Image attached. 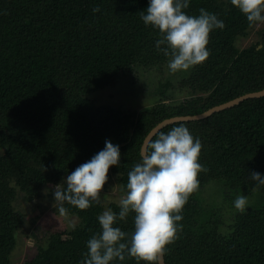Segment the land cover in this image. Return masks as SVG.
Masks as SVG:
<instances>
[{"label":"trees","instance_id":"16d2710c","mask_svg":"<svg viewBox=\"0 0 264 264\" xmlns=\"http://www.w3.org/2000/svg\"><path fill=\"white\" fill-rule=\"evenodd\" d=\"M227 3L190 0L186 14L196 16L204 8L224 28L210 32V55L182 80L189 91L183 102L168 104L162 90L154 106L137 111L98 103L92 94L114 86L136 66L151 68L170 59L155 48L158 31L140 19L148 0H0V264H14L17 232L25 224L18 199L30 203L52 194L50 186L102 150L106 139L120 146V166H111L108 175H116L124 193L143 140L159 122L264 88V23L259 39L240 48L238 39L256 24L250 27ZM95 7L100 11L94 13ZM180 124L200 139L198 162L206 171L198 173V188L183 206L177 222L182 227L166 246V264H264V184L254 191L249 180L252 171L264 172V96L159 132ZM212 180L250 196L226 234L215 224L207 229L197 223L200 191ZM63 207L77 222L48 232L42 243L34 234L36 251L24 264H79L87 240L100 231L97 216L104 206ZM109 207L119 212L118 202ZM133 216L115 226L131 233ZM112 264L137 261L126 257Z\"/></svg>","mask_w":264,"mask_h":264},{"label":"clouds","instance_id":"9594fccd","mask_svg":"<svg viewBox=\"0 0 264 264\" xmlns=\"http://www.w3.org/2000/svg\"><path fill=\"white\" fill-rule=\"evenodd\" d=\"M229 2L245 16L250 27L264 23V0ZM189 4L190 0H148L140 13L144 25L158 31L155 48L170 57L167 67L172 73L204 62L210 55L206 47L210 32L224 28L223 20L204 8L199 9V15L186 14ZM92 11L99 12L100 8ZM201 148L200 139L194 138L183 124L149 139L140 149L139 162L128 171L124 194L118 200L119 212L105 207L97 216L100 231L87 240V251L82 253L79 264H112L126 257L135 258L137 264H159L166 246L182 227L177 222L183 219L181 213L189 195L198 188V173L206 171L198 162ZM120 157V146L106 139L102 150L54 185V205L62 212L64 204L84 210L94 202L101 203L100 193L109 168L119 167ZM249 180L255 191L264 184V172L252 171ZM247 204L246 195L233 201L240 212L246 210ZM130 212L134 213L131 233L115 226Z\"/></svg>","mask_w":264,"mask_h":264},{"label":"rangeland","instance_id":"374dc122","mask_svg":"<svg viewBox=\"0 0 264 264\" xmlns=\"http://www.w3.org/2000/svg\"><path fill=\"white\" fill-rule=\"evenodd\" d=\"M221 1L229 5L227 3L229 0ZM262 26L263 23L256 24L248 37L239 38L240 48L257 41ZM167 61L151 68L136 66L132 73L121 74L114 86L93 92L92 97L98 103L110 104L126 110L142 111L154 106L160 100V91L164 90L167 103L177 105L189 96V91L181 84L182 80L193 72L194 67L187 71L172 73L168 70ZM50 189L53 192L54 186H50ZM105 194L107 196L103 197ZM123 194L116 175L109 174L100 193L104 208L109 207L112 202H118ZM239 195H243L240 190L230 187L223 181L208 182L199 194L201 205L197 222L199 228H202L201 224H204L208 227L207 229H210L215 224L220 234L228 233L235 215L239 212L233 205V201ZM247 198L249 202L250 196ZM16 203V207L25 214V224L17 232L18 242L12 253L14 264H24L29 255L36 251L37 243L33 237L34 234L40 235L39 239L42 243L44 235L48 232L71 229L77 222L75 217L64 210L61 212L54 205L52 194L46 193L41 199L30 203L18 199Z\"/></svg>","mask_w":264,"mask_h":264},{"label":"water","instance_id":"95a60500","mask_svg":"<svg viewBox=\"0 0 264 264\" xmlns=\"http://www.w3.org/2000/svg\"><path fill=\"white\" fill-rule=\"evenodd\" d=\"M264 96V88L258 91H252V92H248L245 93L243 95H240L238 97H235L229 101H226L224 103L215 105L201 113L195 114V115H178V116H173V117H169L166 118L164 120H162L161 122H159L156 126H154L146 135V137L143 140L142 146L146 145L147 141L149 139H152L162 128H164L167 125L176 123V122H180V121H194V120H201L204 118H207L209 116H211L212 114L228 109L230 107H233L237 104H239L240 102L249 99V98H259ZM141 146V147H142ZM159 264H166L165 262V257L164 254L160 257V261Z\"/></svg>","mask_w":264,"mask_h":264}]
</instances>
